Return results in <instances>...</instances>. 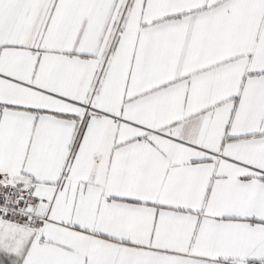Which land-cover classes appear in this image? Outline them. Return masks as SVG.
Returning a JSON list of instances; mask_svg holds the SVG:
<instances>
[{"label":"snow or ice","instance_id":"6c2138e0","mask_svg":"<svg viewBox=\"0 0 264 264\" xmlns=\"http://www.w3.org/2000/svg\"><path fill=\"white\" fill-rule=\"evenodd\" d=\"M0 264H264V0H0Z\"/></svg>","mask_w":264,"mask_h":264}]
</instances>
